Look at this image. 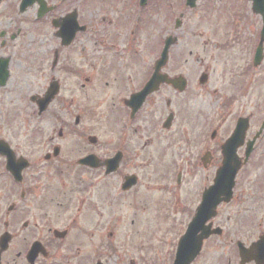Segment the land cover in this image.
Returning <instances> with one entry per match:
<instances>
[{
    "label": "flooded vegetation",
    "instance_id": "1",
    "mask_svg": "<svg viewBox=\"0 0 264 264\" xmlns=\"http://www.w3.org/2000/svg\"><path fill=\"white\" fill-rule=\"evenodd\" d=\"M43 1L42 7L29 8L34 7L29 26L40 23L35 38L21 36L20 30L0 31V101L4 104H0V264H134L125 252L127 245L113 233H105L109 222L104 224L101 218L110 206V186L122 196L138 185L140 175L127 172L126 166L142 164L141 150L155 148L154 156L163 155L162 142L154 134L139 136L140 149L132 150L129 144L141 133L140 119L148 106L154 115L149 131L167 137L166 143L184 144L188 156L195 155L192 168L204 174L195 191L199 200L213 180L222 177L219 172L225 162L235 172L232 179L224 177L226 188L231 186L229 199L225 201L219 191L222 202L205 224L217 231L203 241L191 264H264L262 25L257 31L208 29L211 36L201 35L195 87L188 78L182 93L161 84L132 114L127 101L145 86L165 39L175 35L171 33L175 20L168 15L174 1ZM185 2L182 6L187 9ZM247 2L246 22L248 16H257L252 0ZM207 7L204 3L205 11ZM10 10H14L12 4ZM153 11L157 17L160 12L170 28L162 39L150 40L152 58L143 59L140 37L152 23ZM179 16L183 19V12ZM72 20L75 35L67 42ZM231 22L232 27L239 25L232 18L230 27ZM162 73L174 77L172 48ZM16 79V86L24 82L23 91L18 90L22 91L18 110L2 99ZM261 86L262 91L254 94ZM186 94L183 101L175 102L176 96ZM195 95L201 104L193 113ZM208 98L216 101L210 105ZM100 109L104 126H80L83 117L94 116ZM180 113L181 124L174 131ZM169 114L172 124L164 129ZM62 116L72 117L73 124L63 123ZM67 138L70 146H66ZM112 159L116 168L110 172ZM177 166L175 190L169 198L173 208L185 214L188 198L177 190L182 185L183 161ZM127 176H134L136 184L123 191ZM185 222L186 226L187 218ZM241 250L246 255L241 256Z\"/></svg>",
    "mask_w": 264,
    "mask_h": 264
},
{
    "label": "rangeland",
    "instance_id": "2",
    "mask_svg": "<svg viewBox=\"0 0 264 264\" xmlns=\"http://www.w3.org/2000/svg\"><path fill=\"white\" fill-rule=\"evenodd\" d=\"M20 1L21 0H1L0 31H6L10 34L12 31L20 30L22 31L21 36L32 35L33 39L39 33V29L36 26H39L40 23L35 24V26H29L30 18L33 17L32 9L34 7L22 15L18 14V12L15 13V5ZM173 1V8L168 14L170 19L172 20L174 18L175 20L181 12L184 14L182 27L179 30H173V20L171 22V33L174 31L179 41L178 45L172 48L173 75L182 74L185 78L193 81V87H195L194 79L199 75L198 58L201 55L200 43L202 34H205V37L211 36L208 30L210 28H215V31L218 33H220V31L224 28L237 30L245 28L246 30L253 29V31H257L261 25V21L258 16H255L254 18L248 16V21L246 22V15L248 13L247 0H200L197 2V6L193 10L184 9L182 6L184 0H169V4ZM10 3L14 6L13 12L10 10ZM204 3L205 6H208L206 11L204 10ZM35 7L37 8V6ZM96 14L97 12L95 11L93 14L94 19H96ZM153 15H155L154 11L151 16ZM232 18H234L236 23H239L238 26L232 27L231 22L230 27L229 21H231ZM151 20L152 23L142 29L140 37L142 44L141 56L143 59L145 56H148L149 59L152 58L150 55V40L156 39L157 37L159 40L162 39L163 34H166V29L170 28L169 23H163V16L161 18L160 12L158 17L155 15L151 17ZM29 29L32 30L31 33L28 31ZM48 29L51 28L48 27ZM144 44H146L145 47ZM48 46L49 45H47L46 48H48ZM54 46L55 45H51L50 47L52 48ZM190 52L191 56L189 55ZM185 60L187 63H185ZM25 80H27L25 83H30L28 79ZM11 82L12 83H10L4 91L7 94L3 95L2 99L4 102L10 103L11 106H13L12 109L18 110L20 109L19 103L21 102L19 94L23 91L24 82L21 81L19 86H16V83H18L17 79L16 81L12 80ZM257 88H259V90L256 92L254 91V94L261 92L263 87L261 86ZM9 89L11 90L9 91ZM20 89H22V91H18ZM191 93L196 94L197 92L191 91ZM185 98H187V94L184 98L176 96L174 99L176 103H179ZM194 98H197V95H195ZM213 101L215 102L216 99ZM213 101L210 98L207 99V102L210 105ZM193 103L195 105L194 108H191V110L194 113L196 112V107L200 106L201 103L198 98L194 100ZM0 104L2 105L3 103L0 101ZM90 106H92V104ZM148 110L149 106L140 119L139 124L142 126L141 133H137L135 138L133 137L132 142L130 143L129 141V144L132 150H137L138 148L140 149V144L143 143V141L139 140V136L146 138L151 137V135L154 134L152 135L153 138L158 136V141L162 142L160 148L161 151H163V155L160 158L158 156H154L153 152L155 151V148L150 149L146 147L144 150H141L140 157L142 159V164L139 166H126L127 172L136 171L140 175L138 185L131 191V193H129V195L125 194L122 196L118 193L119 189L117 187L113 188L110 186V206L104 209L101 220L104 224L109 222V228L105 230V233L115 232L116 237L120 239L121 243L127 242L128 240L132 243L138 240L143 241L142 247L147 252L146 262L144 261L145 264H149L155 260V257L151 255V251L154 244L152 240L154 241V238L157 237L158 241L155 242L156 246L159 247L157 253L162 255L160 258H157V261L155 260V262L156 264H169V257L171 255L173 256L177 241L181 237L184 225L187 222H185V220L186 218L189 220V216L182 214L178 207L177 209L173 208L172 198H169L171 196L170 192L172 191L173 193L175 190L174 177L176 171L174 169L178 167L177 164L180 161H183L185 169L183 171L184 188L181 190L179 187L177 190L179 191V195H182L184 199H186V193L189 192V198L185 203V207L187 208L189 215L194 213V209L196 205H198V199L196 197L197 193L194 192L197 191V188L200 187L204 181V174L199 172V170H193L192 161L194 160L195 155L192 154L191 157H189L187 153L188 150L184 144L174 145L173 140H169L166 143L167 137H162L159 133H152V131H149V129H151V125H153L152 119L154 115L153 113H149ZM93 115L94 116L83 117L80 126H104L102 110L100 109L95 111ZM182 115L183 113H180L178 116L177 123L174 125V131L179 128ZM62 121L65 124H73L72 117L65 118L62 116ZM66 143V146H70L71 139L67 138ZM165 148H167L166 152ZM165 153H167V155L163 160L162 158L165 156ZM189 158L191 161L188 165L187 160ZM145 159H149L147 163H144ZM207 173L208 171L206 174ZM165 185L169 188L171 187L172 189L169 192H167L166 189L163 190L164 195L156 203L159 204L160 207L164 208H159L158 212L155 214L154 210H152L149 206V203L151 200L155 203L158 196L153 194V192L158 191L160 194L163 186ZM127 195L129 196L128 198ZM140 197L144 201H139ZM179 205L181 204L179 203L178 206ZM142 221H144V225L142 224ZM164 240H168L170 247L168 244L164 243ZM125 252L128 256L133 254L135 260L140 257L139 253L134 251L132 248L125 247ZM167 259L168 262H166Z\"/></svg>",
    "mask_w": 264,
    "mask_h": 264
},
{
    "label": "water",
    "instance_id": "3",
    "mask_svg": "<svg viewBox=\"0 0 264 264\" xmlns=\"http://www.w3.org/2000/svg\"><path fill=\"white\" fill-rule=\"evenodd\" d=\"M34 2H37L39 4H42V0H23L22 1V8L25 9V7L32 5ZM194 0H188L187 5L190 7H193ZM252 10L255 14H259L262 17L263 22V28L261 36H264V0H253V7ZM175 43V39L168 38L165 42V47L161 56V59L157 62L156 65V72L164 65L166 60V54L169 46ZM161 81H166L165 77L163 76H155V79L149 82L147 94L150 92H153L157 89L158 84ZM170 83L177 87L178 90H182V79L181 78H175L173 80H170ZM226 193V192H223ZM211 193L207 192L203 196V201L198 209L197 215L195 219L192 221V223L189 225L188 230L186 234L182 237L178 244L176 258L174 261V264H189L199 253L201 242L204 238H207L209 236V232L207 231L208 228H204L203 224L204 222L209 219L214 214V208L216 204L219 202L217 199L213 203L214 205H209L211 203ZM198 230L202 231V235L197 237L196 232Z\"/></svg>",
    "mask_w": 264,
    "mask_h": 264
}]
</instances>
